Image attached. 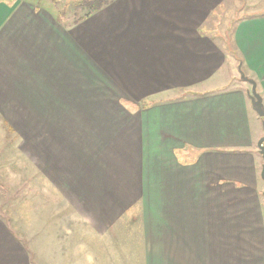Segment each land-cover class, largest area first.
Instances as JSON below:
<instances>
[{
    "label": "crops",
    "instance_id": "crops-1",
    "mask_svg": "<svg viewBox=\"0 0 264 264\" xmlns=\"http://www.w3.org/2000/svg\"><path fill=\"white\" fill-rule=\"evenodd\" d=\"M49 2L0 0V145L46 183L0 188V264H98L81 243L114 223L143 264H264L263 119L238 79L264 101V15L232 19L231 50L227 0H111L78 22Z\"/></svg>",
    "mask_w": 264,
    "mask_h": 264
},
{
    "label": "rangeland",
    "instance_id": "rangeland-1",
    "mask_svg": "<svg viewBox=\"0 0 264 264\" xmlns=\"http://www.w3.org/2000/svg\"><path fill=\"white\" fill-rule=\"evenodd\" d=\"M36 1H43L44 3H51L49 1H52L56 12L58 11L61 15H64L65 17L67 16L72 21H75L77 19V16L82 15L84 13L83 9L79 10L76 6L77 2L80 0ZM226 3L224 7L219 10V29L220 32L223 34L222 37H227L225 38V42L228 43L231 50H234V45L232 42L233 29L235 26V22L233 21L234 18H236V16L247 17L258 13H263L264 0H227ZM228 20L229 22L231 21L229 28L227 26V24L229 23L227 22ZM226 26L228 29L226 31H223ZM218 40L220 41V39ZM222 72L226 80H228L231 76L230 71L225 68ZM238 77L239 81H241L240 74H238ZM243 83L250 87V83L246 81H243ZM262 119L264 121V118ZM176 156L183 160V155L180 151L176 152ZM33 172L34 167L30 166L29 159L26 154H23L21 156L14 155L12 145H0V188H4L6 190L21 189L27 191H29L30 189H45V182H37L35 179L31 181V175L33 174ZM134 212V209H127L126 211H124L121 215V220L119 221V223H127V220H130L133 218V216H135ZM125 233L128 236L132 235L133 233V236H130L129 238L130 241H126ZM139 234L140 231H136L135 228L133 232L132 228L129 227L128 224L123 225L121 229L120 224L116 225V223H114L113 233L111 234V243H108L105 239H102L100 243L96 244L90 243L88 240L82 241L81 244L86 247V254H89L90 257L93 260H96L98 264H143L140 245L142 243V238ZM72 239L73 240L69 241L71 242V247L77 244L78 236L75 235ZM127 248L129 250L128 253Z\"/></svg>",
    "mask_w": 264,
    "mask_h": 264
},
{
    "label": "water",
    "instance_id": "water-1",
    "mask_svg": "<svg viewBox=\"0 0 264 264\" xmlns=\"http://www.w3.org/2000/svg\"><path fill=\"white\" fill-rule=\"evenodd\" d=\"M239 73H240V79L242 81H246L251 84V90L248 91V96L251 99L252 106L254 110L257 112V114L264 118V101L262 95L257 90V82L255 79L249 77L244 70L242 69L241 65L239 66ZM263 127H264V121H263ZM258 148L260 153L264 157V136L261 137V139L258 141ZM261 177L264 180V164L262 166L261 170ZM264 203V200H263Z\"/></svg>",
    "mask_w": 264,
    "mask_h": 264
},
{
    "label": "trees",
    "instance_id": "trees-1",
    "mask_svg": "<svg viewBox=\"0 0 264 264\" xmlns=\"http://www.w3.org/2000/svg\"><path fill=\"white\" fill-rule=\"evenodd\" d=\"M111 0H80L77 2V8L79 10H84V13L82 15L77 16V19L75 22L80 21L83 18H86L93 13L100 10L102 7L107 5ZM264 15V12L261 14ZM64 16V15H62Z\"/></svg>",
    "mask_w": 264,
    "mask_h": 264
}]
</instances>
